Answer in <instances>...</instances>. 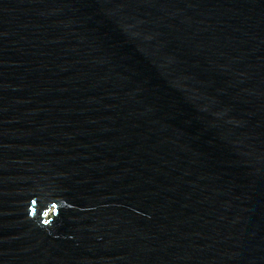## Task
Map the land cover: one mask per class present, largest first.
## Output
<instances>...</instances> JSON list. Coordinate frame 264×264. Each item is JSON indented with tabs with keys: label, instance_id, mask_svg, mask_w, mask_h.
Segmentation results:
<instances>
[{
	"label": "water",
	"instance_id": "1",
	"mask_svg": "<svg viewBox=\"0 0 264 264\" xmlns=\"http://www.w3.org/2000/svg\"><path fill=\"white\" fill-rule=\"evenodd\" d=\"M0 264H264V0H0Z\"/></svg>",
	"mask_w": 264,
	"mask_h": 264
}]
</instances>
